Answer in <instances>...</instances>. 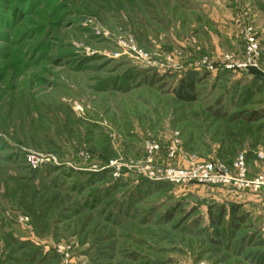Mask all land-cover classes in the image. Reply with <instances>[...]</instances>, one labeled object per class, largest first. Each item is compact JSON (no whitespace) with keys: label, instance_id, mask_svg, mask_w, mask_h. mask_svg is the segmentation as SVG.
I'll list each match as a JSON object with an SVG mask.
<instances>
[{"label":"rangeland","instance_id":"1","mask_svg":"<svg viewBox=\"0 0 264 264\" xmlns=\"http://www.w3.org/2000/svg\"><path fill=\"white\" fill-rule=\"evenodd\" d=\"M249 62L264 0H0V264H264L259 194L146 168L243 153L264 180ZM188 72L191 103L171 92Z\"/></svg>","mask_w":264,"mask_h":264},{"label":"built area","instance_id":"2","mask_svg":"<svg viewBox=\"0 0 264 264\" xmlns=\"http://www.w3.org/2000/svg\"><path fill=\"white\" fill-rule=\"evenodd\" d=\"M249 41H252L251 37L249 38ZM248 65H255V63H245L242 65V68H246ZM231 66L233 67V64L227 65V67ZM145 148L146 151L150 153L157 148V145L152 140H146ZM176 152L178 155L179 150L176 145L171 144L167 151V156H177L175 155ZM27 159L32 165H35L38 157L30 152L27 154ZM182 160H184L185 163L182 166L170 165L154 168L150 164L151 161L148 158L146 168L150 175H156V177H160L174 185L196 183L231 188L236 191L249 190L259 194L264 205V180L261 176H256L253 179L247 178L245 165L246 158L243 153L238 154L231 165L222 162L215 163L212 161H206L198 158L195 154L182 155Z\"/></svg>","mask_w":264,"mask_h":264},{"label":"trees","instance_id":"3","mask_svg":"<svg viewBox=\"0 0 264 264\" xmlns=\"http://www.w3.org/2000/svg\"><path fill=\"white\" fill-rule=\"evenodd\" d=\"M246 74L250 76L253 80L264 83V80L258 79L254 75L249 74L247 72ZM197 81L198 79L194 75V73H191V72L185 73L184 77L180 79L176 87L172 88L171 92L177 100H180L182 102H187V103L194 102L196 100L195 89H196ZM257 113L258 112L256 110H253L252 113H250V115H244V117H242L241 114L236 113L235 116L232 118V120H235V119L237 120L238 117H242V119H244L245 121L251 122L257 119L256 117ZM213 114L221 118L227 115L225 110L220 111V109H217L216 111H214ZM239 218L242 219L241 216H239Z\"/></svg>","mask_w":264,"mask_h":264},{"label":"water","instance_id":"4","mask_svg":"<svg viewBox=\"0 0 264 264\" xmlns=\"http://www.w3.org/2000/svg\"><path fill=\"white\" fill-rule=\"evenodd\" d=\"M245 69L247 73L254 75L258 79L264 80V72L256 65H248Z\"/></svg>","mask_w":264,"mask_h":264}]
</instances>
